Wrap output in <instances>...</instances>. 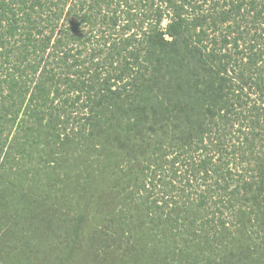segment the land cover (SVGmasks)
I'll return each instance as SVG.
<instances>
[{
  "label": "trees",
  "instance_id": "obj_1",
  "mask_svg": "<svg viewBox=\"0 0 264 264\" xmlns=\"http://www.w3.org/2000/svg\"><path fill=\"white\" fill-rule=\"evenodd\" d=\"M0 184V264H264V0H0Z\"/></svg>",
  "mask_w": 264,
  "mask_h": 264
},
{
  "label": "rangeland",
  "instance_id": "obj_2",
  "mask_svg": "<svg viewBox=\"0 0 264 264\" xmlns=\"http://www.w3.org/2000/svg\"><path fill=\"white\" fill-rule=\"evenodd\" d=\"M164 24H165V23H164ZM208 148H211V147L208 146ZM228 150L231 151V148L228 147ZM210 154L213 155V154H214V151H212ZM39 155H40V154H38V153H35V154H34V157H35L34 159H35V161L38 160ZM12 156L15 157L14 154H12ZM204 156H205V155L199 151V152L197 153V155H196V158H197V159H200V158H204ZM219 156H220V154H219ZM217 157H218V154L213 158V160H214V159H217ZM231 157H232V156L227 157V155H225V158H226L227 160H229ZM45 159H47V158H45ZM170 159H171V157H170L168 160H170ZM214 161H215V160H214ZM196 163H197V162H196ZM196 163H195V164H196ZM34 167H36V166L34 165V166L31 168V170L33 169V170H32L33 172H34ZM228 167H230V166H228ZM22 170H30V169H29L28 166H25V167H22ZM31 170H30V171H31ZM152 170H153V169H152ZM185 170H186V167H185V166H184V167H181V171H183V172H182V173H183L182 175H184V176H183L184 178H183L182 180H183L184 182H185L188 178H190L191 180H193V178H192L188 173H187V174L184 173ZM7 174H8V175H16V169L13 168L12 171H9V170H8V173H7ZM30 175H31V174H30ZM74 175H75V173H71V175H68V177H69L70 179L72 178V181H67V182H75V179H76V178L74 177ZM169 178H170V177H167L166 179L169 180ZM186 178H187V179H186ZM60 179H62V178H60ZM62 180L66 182L67 179H62ZM179 180H180V179H178V181H177V185H178V186H179V184H178V183H179ZM194 181H195V180H193V183H194ZM156 183H157V182H156ZM181 185L184 186V184H181ZM60 186L62 187V185H60ZM0 187H2V184H0ZM146 189H147V190L149 189V190L153 191V195H156V194H157V195H158V197H156L157 199H158V198L162 199V198L164 197V196H163V195H164V192H163V191H164L165 189H164L163 187H161V185H157V187H152L151 185H147ZM178 192H179V191H178ZM152 198H153V196H152ZM166 199H168V198H166ZM222 200H223V199H222ZM227 200H228V198H226V200H225V205H227ZM170 206H172V205L170 204ZM54 257H55V255L53 256V259H54ZM51 263H52V262H39L38 264H51Z\"/></svg>",
  "mask_w": 264,
  "mask_h": 264
}]
</instances>
